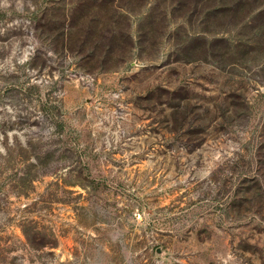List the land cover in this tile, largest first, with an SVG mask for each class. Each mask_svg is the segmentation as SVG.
<instances>
[{
	"label": "rangeland",
	"instance_id": "rangeland-1",
	"mask_svg": "<svg viewBox=\"0 0 264 264\" xmlns=\"http://www.w3.org/2000/svg\"><path fill=\"white\" fill-rule=\"evenodd\" d=\"M120 1L116 61L71 28L99 0H0V264H264V49H232L263 20ZM223 38V63L189 64Z\"/></svg>",
	"mask_w": 264,
	"mask_h": 264
},
{
	"label": "trees",
	"instance_id": "trees-1",
	"mask_svg": "<svg viewBox=\"0 0 264 264\" xmlns=\"http://www.w3.org/2000/svg\"><path fill=\"white\" fill-rule=\"evenodd\" d=\"M98 1V0H94ZM100 3L93 4V7L95 8L94 14H88V13H81L78 17H72L71 18V28H75L78 32V36L80 37L79 42H81L82 45L88 44V41H92L95 43L91 50H93V53L91 51L90 58L92 59L93 55L95 57H98L97 54H104L106 57H112L113 59H116V61H121L128 57L132 50H134V43H133V37L130 33V31L125 29H120L121 21H125L128 26L126 29L130 28L131 25L129 24L127 18L124 17L123 13H119V10H123L120 6H114V1L119 0H99ZM262 1V2H261ZM264 0H218V2L221 4L218 7L212 8V10L208 13V17H218L221 16L223 18H228L230 21H235L236 23H239V21H246L248 18H250L253 15V18L255 20L259 21V19H262L261 21L262 26L257 28V31L260 30V33L256 38L258 39L255 42V46H249L247 44L241 43V41L238 40L236 44L233 46V50H239V48L243 47L241 49L246 57L249 54V52L258 51L259 49H264ZM122 3H128L131 6H135L137 2H143L142 0H121ZM203 2H207V0H196L191 1L189 3V0H168L167 4L165 3V0H161L158 4L155 6L154 15L161 16L166 8L171 9V11H185L186 6L190 7L191 12H196L197 8L200 4H203ZM260 2V5H258ZM256 6V8H255ZM141 7V6H140ZM152 13V12H151ZM150 13V14H151ZM149 14V17L147 18H141L140 20L142 22H147V24L150 26L148 29V34L144 31L141 33V36H139L140 43H144L145 41L148 42V35L152 33L153 25H156V19L157 16H151ZM165 15V12H164ZM144 17V16H143ZM162 20L160 19L159 22H163L164 17L161 16ZM79 20L86 21V23L89 25L87 26L88 30L85 29L83 34H79V29L84 30V27H76V25L79 24ZM141 22V26H143V23ZM140 25V24H139ZM257 26V23L254 27ZM142 29V27H141ZM151 32V33H150ZM94 37L96 38L95 40ZM145 37V40L142 38ZM83 39V40H82ZM205 39V38H204ZM81 40V41H80ZM195 40H200V38H196ZM105 42L106 44H102V42ZM81 45V46H82ZM222 46H224V49H222ZM81 49V48H80ZM220 49V51H218ZM100 50V51H98ZM81 51V50H80ZM80 51L78 52L80 54ZM97 53V54H96ZM191 54L197 56L198 58H194L193 60L189 61V64L193 63H209L212 62V64L217 63V65H220L223 63V60H226L231 54H230V43L226 38L221 39V43L217 45L216 41H210L209 44H206V42L202 43V45L196 46L191 50ZM111 58V59H112ZM114 61V62H116ZM113 62V63H114ZM216 68H219L217 66ZM229 73H232L229 71ZM236 90V89H235ZM233 90L237 93V91ZM224 99L221 105H224V108L217 107V110L222 111V113H236L235 116L242 115L239 114L242 109L245 110L246 106V100L243 94H239L236 96L231 97L230 95H224ZM236 97V99H235ZM229 99V102L227 104L226 100ZM209 111L207 109L205 111V114ZM192 110L189 106V115L191 114ZM232 114V115H234ZM223 115V114H222ZM210 116V114H209ZM213 116V114H212ZM224 116V115H223ZM222 116V117H223ZM198 121V119H196Z\"/></svg>",
	"mask_w": 264,
	"mask_h": 264
}]
</instances>
